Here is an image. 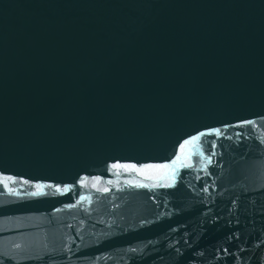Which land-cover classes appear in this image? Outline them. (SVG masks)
<instances>
[{"label": "water", "instance_id": "95a60500", "mask_svg": "<svg viewBox=\"0 0 264 264\" xmlns=\"http://www.w3.org/2000/svg\"><path fill=\"white\" fill-rule=\"evenodd\" d=\"M0 264H264V0H0Z\"/></svg>", "mask_w": 264, "mask_h": 264}]
</instances>
